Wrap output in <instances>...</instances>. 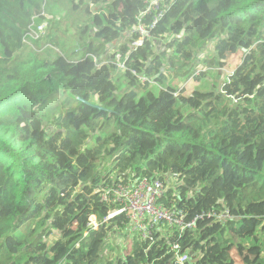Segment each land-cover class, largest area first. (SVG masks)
Instances as JSON below:
<instances>
[{
  "label": "trees",
  "instance_id": "1",
  "mask_svg": "<svg viewBox=\"0 0 264 264\" xmlns=\"http://www.w3.org/2000/svg\"><path fill=\"white\" fill-rule=\"evenodd\" d=\"M147 1L0 0V264H179L176 244L186 264H237L241 243H260L248 264H264V0H165L134 48ZM68 8L70 46L54 38ZM208 48L210 69L242 55L214 88ZM165 72L200 86L188 95ZM140 179L203 216L196 229L145 241L128 213L110 218L124 207L104 195Z\"/></svg>",
  "mask_w": 264,
  "mask_h": 264
},
{
  "label": "built area",
  "instance_id": "2",
  "mask_svg": "<svg viewBox=\"0 0 264 264\" xmlns=\"http://www.w3.org/2000/svg\"><path fill=\"white\" fill-rule=\"evenodd\" d=\"M165 0H148L147 10L142 16L152 15L153 22L148 25H141L138 28L139 40L133 43L134 48L143 46L144 41L150 38V30H153L158 22L162 19L165 11ZM36 23H34V28ZM31 29L29 34L32 38L38 39L40 34L46 31V25H38L37 29ZM45 28V31H44ZM124 68V65H121ZM116 189V188H115ZM113 189V190H115ZM110 193L105 194L103 199L105 202L110 200V195L123 205L122 210H115L109 215L110 218L126 212L129 215V231L140 235L143 240L153 241V231L159 230L164 225L177 228L179 232L194 231L198 219L189 222L186 216L178 211H170L166 209L161 201L165 196L164 184L158 180L140 179L136 180L125 187H120ZM176 252V258L179 264H186L190 262L188 253L180 254V245L173 246Z\"/></svg>",
  "mask_w": 264,
  "mask_h": 264
},
{
  "label": "rangeland",
  "instance_id": "3",
  "mask_svg": "<svg viewBox=\"0 0 264 264\" xmlns=\"http://www.w3.org/2000/svg\"><path fill=\"white\" fill-rule=\"evenodd\" d=\"M60 4H57V2H56L55 6L52 8V10L54 9L55 14H57L56 10H57L58 5H60ZM68 10H69V8L67 9V12H65V13L61 12L59 15L56 16V17L62 19V25L59 28V33H56L54 38H57L59 36V40L61 42H63L64 44H67V46H70V45H73V43L77 37L76 36L77 27L75 25V21L70 18L71 15L68 16ZM45 25H47V24H45ZM46 29L48 30L49 27L46 26ZM44 31H45V28H44ZM49 32H50V30H49ZM59 50L62 51L63 49L59 47ZM114 52H116V51H110V55ZM116 54H117V52H116ZM211 54H212V50L210 51V48H208L207 51H205L203 54H201L200 55L201 56V62L199 65H200V69H202L204 72L208 73V78L204 79L203 83H205L206 85H211V88H214V87H216V85L218 83L217 80L220 81L222 79L220 76V71H222L223 77L229 73H232L241 64L242 55H237V56L230 55V56H228V58H226V60L228 62L227 67L225 69L221 70L220 67H218V66L210 69L205 64L204 61L209 59L211 57ZM118 59H119V56H117V60ZM166 75L168 76V80H169L168 82L169 83H171L174 87H178V88L185 87L188 95L191 94L195 88H198L200 86L199 83L195 81V79H190L189 82H186L183 79H179V80L174 79V77H172L168 73H166ZM196 76H200L199 71L196 74ZM155 91L156 92L158 91L157 87L155 88ZM93 223H95V221ZM218 229L219 228L212 229V231H210V233L207 235L209 236L211 234H215ZM133 239H134V235H128L127 240L126 239L116 240L115 241V248H116L115 252H118V253L114 254L115 253L114 252V253H111V255H113V254H114V256H118L120 254L124 255L125 250L127 249L126 247L130 246ZM241 245L242 246H240V250L235 251L233 253L234 259L236 260L237 264H248L249 262H251L253 260L254 256L262 248V245L260 243H258V246L256 245L258 248H254L253 246H248L245 243H241Z\"/></svg>",
  "mask_w": 264,
  "mask_h": 264
}]
</instances>
